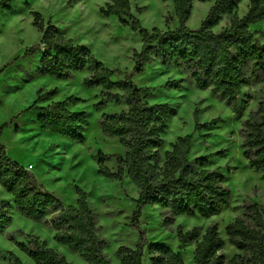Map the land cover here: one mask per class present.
I'll list each match as a JSON object with an SVG mask.
<instances>
[{"label": "trees", "instance_id": "obj_1", "mask_svg": "<svg viewBox=\"0 0 264 264\" xmlns=\"http://www.w3.org/2000/svg\"><path fill=\"white\" fill-rule=\"evenodd\" d=\"M240 1L214 0L201 26L192 29L188 21L194 0H173L178 25L173 29L149 30L132 12L131 0H106L101 13L119 17L124 25L139 32L142 39V49L134 52L133 72L124 79H115L117 70L98 60L90 48L75 43L51 21L45 22L40 12H32L41 40L26 54L41 51L44 45L38 73L66 80L75 72L87 70L85 85L101 88V99L95 104L97 110L104 111L110 104L120 107L119 111L103 112L99 124L104 134L119 139L125 154L117 156V169L113 171L105 164L109 156L100 151L98 172L117 180L128 175L137 187V209L133 216L137 227L146 206L164 208L165 222L169 224L179 216L210 218L229 205L232 191L221 168L209 167L212 155L191 160L192 134L179 136L170 149L164 150L168 121L177 115V109L169 103L149 102L147 92L152 89L138 87L132 77L142 74L146 65L155 60L175 65L187 74L190 82L200 89H210L240 114L252 99L250 94L242 98V89L264 77V42L252 30L264 22V0H250L249 10L243 16L238 14ZM224 16L230 17L229 24L215 30ZM167 84L182 87L176 80ZM57 94V88L40 89L35 102L23 112L36 111L43 130L85 143L89 113L72 108L83 100L75 95L55 100ZM262 94L257 108L244 120L241 133L243 154L249 166L264 174V87ZM195 118L196 130L209 126L198 122V110ZM0 185L12 195V202L0 199V234L13 224L15 208L24 217L52 227L55 240L78 253L84 264H112L105 253L107 242L99 235L97 213L82 188L77 187L76 204L65 206L39 184L31 170L13 160L2 144ZM244 208V214L225 228L228 241L239 251L229 260L219 253L226 241L217 223L210 224L202 236L200 227L184 231L178 226L180 244L196 243L195 264H264V205L250 202ZM17 245L36 264H71L39 236L30 235L27 242L19 241ZM145 246L151 264H186L180 251L161 242L147 243L143 234L135 247H119L121 263L144 264ZM10 259L12 264H25L14 253Z\"/></svg>", "mask_w": 264, "mask_h": 264}, {"label": "rangeland", "instance_id": "obj_2", "mask_svg": "<svg viewBox=\"0 0 264 264\" xmlns=\"http://www.w3.org/2000/svg\"><path fill=\"white\" fill-rule=\"evenodd\" d=\"M0 0V144L7 154L19 164L29 167L39 184L62 200L65 206L76 204L77 187L88 194V202L97 213L99 235L106 240L105 253L112 264H122L117 254L120 246L135 247L143 234L147 243L161 242L180 251L186 264H195L196 243L180 244L177 228L184 231L200 227L201 236L207 227L217 223L226 245L219 251L226 260L239 253L229 241L226 226L237 216L243 215L244 206L250 202L264 205V174L248 164L243 154V122L257 108L263 96L264 77L251 86L244 87L241 97L252 95L240 114L225 100L214 95L210 89H200L188 80L187 74L175 65H163L159 60L146 65L142 74H135L133 82L138 87H150L147 100L151 103L165 102L177 109V115L168 121L165 134L166 147L179 136L193 135L191 160L201 155H212L209 167L221 168L232 195L229 205L220 214L176 217L172 223L165 222L166 210L161 206L142 209L139 226L133 216L137 209L138 189L125 175L122 180L104 176L98 172L99 152L109 158L105 164L115 171L117 156L125 154V148L117 137L103 133L99 120L103 112L119 111L110 104L104 111L95 104L101 99V88H90L84 80L89 72L78 71L69 79L62 80L38 73L39 60L44 50L26 54L41 40V33L34 26L33 11L42 14L45 22L51 21L59 31L75 43L91 49L94 56L107 67L117 70L115 79L131 75L134 68V52L142 49L139 32L124 25L117 16L106 17L101 13L106 0ZM214 0H194L188 26L197 29L206 18ZM250 0H241L238 14L245 15ZM132 12L149 30L157 27L173 29L178 25L173 0H131ZM224 16L215 30L229 24ZM256 36L264 42V22L252 27ZM176 80L182 87H170L167 82ZM58 89L55 100L75 95L83 101L72 106L75 110L89 113L90 125L85 143L74 142L68 137L43 130L37 121V112H23L37 98L40 89ZM198 122L209 126L196 130L195 111ZM198 167V166H197ZM0 199L12 202V195L0 185ZM167 215V214H166ZM11 227L0 234V264H12L14 253L25 264H36L17 242L29 240L30 235L47 240L49 246L63 254L71 264H84L83 258L67 245L54 238L55 230L43 222H36L13 209ZM144 264H151L145 246Z\"/></svg>", "mask_w": 264, "mask_h": 264}, {"label": "built area", "instance_id": "obj_3", "mask_svg": "<svg viewBox=\"0 0 264 264\" xmlns=\"http://www.w3.org/2000/svg\"><path fill=\"white\" fill-rule=\"evenodd\" d=\"M44 46V45H43ZM29 170H31L32 169V166H29V167H27Z\"/></svg>", "mask_w": 264, "mask_h": 264}]
</instances>
